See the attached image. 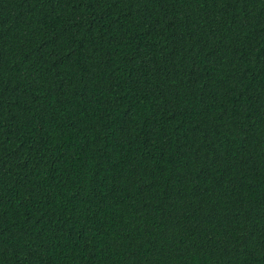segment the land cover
Segmentation results:
<instances>
[{
	"label": "trees",
	"instance_id": "obj_1",
	"mask_svg": "<svg viewBox=\"0 0 264 264\" xmlns=\"http://www.w3.org/2000/svg\"><path fill=\"white\" fill-rule=\"evenodd\" d=\"M0 264H264V0H0Z\"/></svg>",
	"mask_w": 264,
	"mask_h": 264
}]
</instances>
